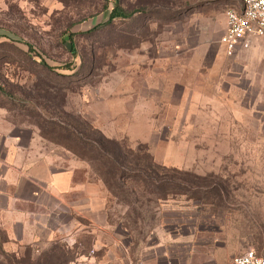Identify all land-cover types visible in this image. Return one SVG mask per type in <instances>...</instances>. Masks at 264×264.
I'll use <instances>...</instances> for the list:
<instances>
[{"label": "rangeland", "instance_id": "rangeland-1", "mask_svg": "<svg viewBox=\"0 0 264 264\" xmlns=\"http://www.w3.org/2000/svg\"><path fill=\"white\" fill-rule=\"evenodd\" d=\"M115 3L132 15L109 22ZM235 4L0 0V107L38 130L58 167L76 160L77 180L93 183V209L83 211L85 192L67 196L34 256L57 245L67 264H135L164 232L192 240V257L173 249L180 264L264 255V38L225 54L224 13ZM97 132L144 146L175 182L167 198L140 175L110 191L92 150ZM118 239L127 260L104 245ZM29 255L0 226V264Z\"/></svg>", "mask_w": 264, "mask_h": 264}, {"label": "crops", "instance_id": "crops-1", "mask_svg": "<svg viewBox=\"0 0 264 264\" xmlns=\"http://www.w3.org/2000/svg\"><path fill=\"white\" fill-rule=\"evenodd\" d=\"M226 11L222 35L227 29ZM41 139L35 127L13 123L6 116L4 108L0 107V226L6 231L9 240L31 247L35 252L42 249V244L46 242L42 231L52 232L55 219L67 209V196L78 191L89 195L91 201L83 208L85 212L93 209L94 196L92 179L77 180L81 164L71 160L68 166L58 167L55 161L59 158L46 152ZM99 186L103 197L104 185ZM190 241L183 236L169 237L164 232L154 243L146 244L141 249L140 258L135 264H180L173 261V249L180 247L192 257L195 246ZM113 244L127 260V245L124 241L118 239L104 245L112 248ZM207 260L219 262V257L212 255ZM184 264L193 263L188 259Z\"/></svg>", "mask_w": 264, "mask_h": 264}, {"label": "trees", "instance_id": "trees-1", "mask_svg": "<svg viewBox=\"0 0 264 264\" xmlns=\"http://www.w3.org/2000/svg\"><path fill=\"white\" fill-rule=\"evenodd\" d=\"M132 13H126L122 7L115 3L110 16L109 22L114 19L129 17ZM98 138L95 140L98 145H93L92 150L96 152L95 158L102 168H106L102 178L111 191L112 185L116 187H125L128 179L134 176H143L151 184L155 191L162 193L161 199H166V184H175L174 180L169 177L168 170L165 167L155 163L146 148L139 145L137 149L131 148L125 142L122 143L115 139H109L97 132ZM146 159V164L143 160ZM146 177V178H145ZM68 247V246H67ZM30 255L28 260L21 257L16 264H67L72 262V255L69 258V250L65 252L63 247L54 246L50 251H42L34 256L33 249L26 247ZM68 257H67V256Z\"/></svg>", "mask_w": 264, "mask_h": 264}, {"label": "built area", "instance_id": "built-area-1", "mask_svg": "<svg viewBox=\"0 0 264 264\" xmlns=\"http://www.w3.org/2000/svg\"><path fill=\"white\" fill-rule=\"evenodd\" d=\"M226 16L227 29L220 43L229 57L249 49L255 39L264 38V0H238L227 9ZM231 264H264V255L248 249L235 255Z\"/></svg>", "mask_w": 264, "mask_h": 264}]
</instances>
